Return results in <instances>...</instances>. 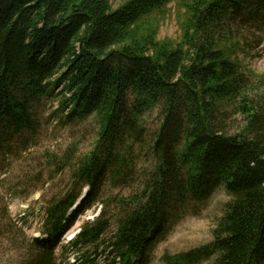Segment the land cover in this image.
I'll use <instances>...</instances> for the list:
<instances>
[{
    "label": "trees",
    "instance_id": "1",
    "mask_svg": "<svg viewBox=\"0 0 264 264\" xmlns=\"http://www.w3.org/2000/svg\"><path fill=\"white\" fill-rule=\"evenodd\" d=\"M172 3L178 41L159 39ZM263 25L264 0H0V148L35 133L38 106L60 88L65 122L98 126L92 150L68 155L70 185L46 202L43 238L0 193V264H59L60 246L82 251L80 264L101 252L147 264L171 223L220 189L230 201L213 240L164 263L264 264V75L240 57L243 31ZM97 204L100 216L62 246Z\"/></svg>",
    "mask_w": 264,
    "mask_h": 264
},
{
    "label": "rangeland",
    "instance_id": "2",
    "mask_svg": "<svg viewBox=\"0 0 264 264\" xmlns=\"http://www.w3.org/2000/svg\"><path fill=\"white\" fill-rule=\"evenodd\" d=\"M126 1L112 0L113 8ZM243 35L248 44L240 57L257 74L264 75V25L252 26L243 31ZM179 38L180 29L172 3L167 17L160 23L159 39L178 41ZM60 91L62 88L56 95ZM56 95L43 100L38 106L35 133L9 138L0 148V193L9 202L14 220L22 223L29 237L40 235L46 202L53 195L65 193L70 185L71 171L65 165L68 155L81 157L93 149L97 140L98 126L92 119L65 122L66 114L60 103L62 98H55ZM160 124L158 112L148 115L149 134L157 131ZM241 126L242 123L236 121L231 132H237ZM229 201L227 192L220 189L203 210L173 221L165 234L148 250L147 264H165L163 258L166 254L174 256L210 243L213 240L212 229L222 216L223 206ZM102 210V206L97 204L85 212L63 237L62 246L74 239L86 222L98 218ZM56 253L59 264H80L82 251L68 249L63 252L60 246ZM96 259L98 264H109L113 256L109 258L108 253L101 252Z\"/></svg>",
    "mask_w": 264,
    "mask_h": 264
},
{
    "label": "water",
    "instance_id": "3",
    "mask_svg": "<svg viewBox=\"0 0 264 264\" xmlns=\"http://www.w3.org/2000/svg\"><path fill=\"white\" fill-rule=\"evenodd\" d=\"M83 197H84V195H83Z\"/></svg>",
    "mask_w": 264,
    "mask_h": 264
}]
</instances>
